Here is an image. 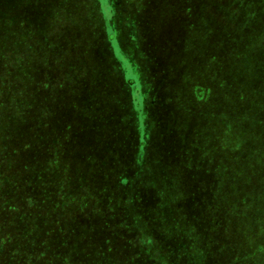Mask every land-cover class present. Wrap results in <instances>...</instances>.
<instances>
[{
    "label": "rangeland",
    "instance_id": "1",
    "mask_svg": "<svg viewBox=\"0 0 264 264\" xmlns=\"http://www.w3.org/2000/svg\"><path fill=\"white\" fill-rule=\"evenodd\" d=\"M74 5L93 10L92 23L97 29L98 42L93 46L95 56L92 60L98 61L97 68L102 67L111 74L108 86L96 84L95 88L108 89L112 110L107 109L109 112L102 115L100 110L96 111L100 105L92 104L90 98H78V102L73 95L86 90L85 81L81 77L73 79L72 85L70 83L65 90L59 87L65 82L62 71H59L55 76L59 78L54 83V90L59 91H42L34 96L26 94L22 103L7 108L0 116V139L6 137L3 144L7 156L15 161L22 157V162L32 165L30 170L38 169L35 164L39 153L44 150L54 153L49 140L37 141L38 137L46 135L52 128L62 127L67 142L62 150L71 152L66 159L62 158V166L69 175L62 186L73 194L79 192L81 196H88L92 185L88 181V172L92 168L99 169L103 155L113 152L111 156L121 159L120 152L117 154L118 151L109 148L103 150L105 139L92 144L91 137L95 135L90 130H98L103 121L114 123L115 135L126 146L125 135L131 133L133 136L130 149L123 157L137 147L136 161L141 162L154 148L150 160L161 169L159 182L165 187L171 177L167 170L178 167L173 159L177 152L179 166L183 168L182 182L202 184V187L194 184L198 190L192 197V204L198 212L190 214L192 223L196 221L200 231H193L187 242L170 236L162 240L165 246L175 248L176 264L196 262L197 255L191 256L190 252L182 254V250L191 245H194L193 250L206 247L208 254L202 258V263L264 264V231L249 225L252 213L259 215L254 210L257 203H253L258 202L256 193L264 191V134L259 135L251 146L249 141L254 138L258 117L261 119L260 130L264 128V0H78ZM50 19L45 18V22L51 21V25H56ZM39 20L42 19L33 18L32 22ZM56 28V31L52 28L49 35L52 55L59 58L66 51V43L57 36L66 34V30ZM212 55H216L218 62L211 59ZM72 69L79 74L77 68ZM211 70L217 74L215 77ZM51 72L46 68L44 74H54ZM90 80L94 81L87 79L88 82ZM71 87L74 93L70 101L66 97L70 95L68 89ZM241 93L247 94V100L240 96ZM60 95L62 98L57 100ZM255 98L261 100L258 107L262 110L260 115L252 103V100H257ZM58 101H64L68 108L63 105L59 108ZM77 105L87 118L74 110ZM215 107L220 112L219 117ZM229 107L242 120L244 131L240 134L243 138L245 134L244 146L248 141L241 153L252 174L248 189H243L245 184L243 182L242 187L240 179L236 182L220 176L212 181L216 169L213 161L224 156L221 147L235 143L234 134L227 136L222 125L225 118L237 120L233 115L228 116ZM91 112L94 118H91ZM45 124L48 130L41 129ZM35 127L40 134L38 132L34 138V132H28V129L34 131ZM172 136L178 137L174 142L177 149L167 147L169 145L165 143ZM251 151L258 154L249 155ZM24 152L32 154L34 159L27 158ZM258 155L260 163H257ZM238 163L241 164L240 157ZM137 167L143 171L147 165L141 162ZM207 172L210 178L206 177ZM141 177L140 172L139 179ZM99 183L100 180L97 186ZM80 185L84 193L79 189ZM94 190L99 191L100 188ZM111 193L114 192L107 191V194ZM96 194L93 197L99 200ZM243 198L253 201L245 208L241 206ZM182 207L180 205L178 209ZM185 229L186 233H191V228ZM237 229L239 231L232 232Z\"/></svg>",
    "mask_w": 264,
    "mask_h": 264
},
{
    "label": "trees",
    "instance_id": "2",
    "mask_svg": "<svg viewBox=\"0 0 264 264\" xmlns=\"http://www.w3.org/2000/svg\"><path fill=\"white\" fill-rule=\"evenodd\" d=\"M77 1L0 0V116L7 108H14L15 105L22 103L26 94L34 96L37 92L54 90L56 86L54 83L59 78L55 76L59 71H62L65 79V84H59V87L65 90L70 83L72 85L73 79L78 80L81 77L86 83V90L80 94L74 93L72 87L68 89L70 95L66 98L70 101L71 94L74 93L73 96L77 99L90 98L92 104L98 103L100 108L96 111L100 110L102 115L109 112L107 109L112 110L108 101V89L95 88L96 84L108 86L111 74L102 67L97 68L98 61L92 60V56H95L93 46L98 42L97 29L92 23L93 10L88 7L79 8L74 5ZM47 17L55 21L56 25H51V21L45 22ZM33 18L42 20L33 23ZM56 27L59 30L61 28H64L63 31L66 30V34L57 36L66 43V51L59 58L52 55V41L49 35V31L52 28L56 31ZM239 49L244 53L241 47ZM212 56L211 59L217 61L216 55ZM45 67L49 73L52 71L51 73L54 74L48 73L46 76ZM64 68H68L67 71ZM72 68H77L79 74ZM211 72L214 77L217 75L213 70ZM84 77L92 80L96 77V79L95 82L91 80L88 82ZM62 95L57 100L61 99ZM240 96L245 100L248 98L245 93H241ZM259 98H255L256 101L252 100L258 114L262 113L261 107L258 109L261 102ZM63 102L58 101L57 106L60 108L63 105L68 108ZM74 110L79 115L83 112L79 107ZM215 111L219 117L220 112L217 107ZM227 112L228 116L233 115L237 118L236 122L229 118H225L222 122L226 135L234 134L235 143L221 147L224 156L213 161L216 162V169L212 181L220 176L236 182L240 179L242 187L243 182L245 184L243 189H248L252 182V174L247 162L245 164L241 156L248 142L244 146L245 134L244 138L240 134L244 131L242 129L244 126L231 107ZM256 112L255 116H257ZM91 113V118H94L93 112ZM81 116L87 118L84 113ZM81 116L80 119L86 122ZM212 116L216 117L215 114ZM105 117L109 118L107 115ZM103 122L99 124L98 130H90L95 135L94 138L91 137V142L97 144L99 139L102 141L105 139L103 150L109 148L118 151L117 154L121 153V159L119 160L118 156H111L113 152L103 155L99 169L92 168L91 172H88V181L92 182L88 196L85 194L81 196L79 192L73 194L62 186L69 177L62 166V161L71 154L62 150L67 145L62 127L52 128L46 135L38 137L37 141L49 140L51 151L54 153L52 155L46 150L40 152L35 164L39 168L33 170H30L32 166L30 162H22V157L18 161L8 157L3 144L6 137L0 139V142L2 141L0 143V264H176L175 248L165 246L162 240L170 236L187 242L188 237L194 234L192 232L200 229L196 221L192 223L190 214L198 212L192 204V197L198 190V186L194 184L200 187L202 184L182 182L183 168L179 166L177 152L173 159L178 167L167 170L171 177L168 179V186L165 187L159 182L158 172L161 169L155 161L150 160L154 148L150 149L147 158L144 157L141 161L147 165L146 170H139L137 164L141 162L136 161L135 157L137 147L132 148L123 157L130 149L133 137L131 133L125 135V141L128 142L126 146L122 139L115 135L114 123ZM260 122L261 119L258 117L254 138L249 140L250 146L257 141L259 135L264 134V128L260 130ZM255 123L256 121L253 125ZM45 127H48L47 124L42 125L41 129L48 130ZM31 131L34 132V138L38 132L40 134V130L36 127L34 131L28 129V132ZM246 132L247 130L244 133ZM176 138L178 137L172 136L170 141L165 142L169 145L167 147L176 148L174 143ZM152 145L154 146V143ZM178 151L182 155V151L180 149ZM254 152H249V155L258 154ZM154 153L158 158V154ZM24 155L34 159L31 158L32 154L27 155L24 152ZM238 156L241 164L238 163ZM256 159L257 163L261 162L260 155L256 156ZM113 161H116V164ZM121 163L125 164L122 167L118 166ZM140 172L141 179H139ZM206 177L210 178L208 172ZM262 178L264 181V174ZM98 180L100 183L97 186ZM97 188L100 190H94ZM79 189L83 187L80 185ZM107 191L114 193L107 194ZM95 192L99 200L93 197ZM256 197L258 202H253L257 203L254 210L258 211L259 215L250 210L254 212L251 216L252 221L249 220L248 215L247 219L248 222L250 221L249 225L257 229L262 228L263 230H260L262 232L264 208L259 203L264 205V191L256 193ZM248 200L241 199V206L246 208L253 201L248 202ZM212 201L215 199L212 198ZM180 205L184 208L178 209ZM158 221H161L159 227ZM185 228H191V233H186ZM236 231L239 229L232 232ZM192 246L194 248V245H191L185 248L186 250H182V254L190 252L191 256L197 255L194 264H208L205 261L201 262L208 254L206 247L193 250Z\"/></svg>",
    "mask_w": 264,
    "mask_h": 264
}]
</instances>
